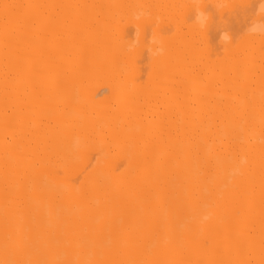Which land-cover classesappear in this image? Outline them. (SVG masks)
<instances>
[{
	"label": "bare ground",
	"instance_id": "obj_1",
	"mask_svg": "<svg viewBox=\"0 0 264 264\" xmlns=\"http://www.w3.org/2000/svg\"><path fill=\"white\" fill-rule=\"evenodd\" d=\"M257 3L0 0V264H264Z\"/></svg>",
	"mask_w": 264,
	"mask_h": 264
},
{
	"label": "clouds",
	"instance_id": "obj_2",
	"mask_svg": "<svg viewBox=\"0 0 264 264\" xmlns=\"http://www.w3.org/2000/svg\"><path fill=\"white\" fill-rule=\"evenodd\" d=\"M195 7V16L193 22L198 25L201 29L208 27L211 17L204 9L199 7L200 0H193ZM146 15L144 12L137 13L135 19L139 20L142 16ZM255 15L261 17V19L252 20L248 25L246 32L250 35H264V0H258ZM220 42L223 45L232 42V38L229 32L222 31L220 34ZM138 38L133 41V45L138 44ZM150 44L157 45L155 49L149 48V54L152 56H158L163 54V48L159 46V41L155 38L150 39ZM131 50V46L129 48Z\"/></svg>",
	"mask_w": 264,
	"mask_h": 264
}]
</instances>
